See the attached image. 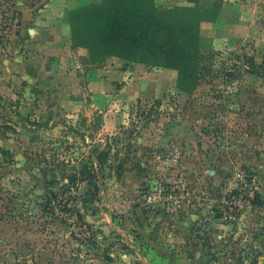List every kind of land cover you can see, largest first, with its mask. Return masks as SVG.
<instances>
[{"label": "rangeland", "instance_id": "374dc122", "mask_svg": "<svg viewBox=\"0 0 264 264\" xmlns=\"http://www.w3.org/2000/svg\"><path fill=\"white\" fill-rule=\"evenodd\" d=\"M120 1L0 0V264H264V0H153L198 27L183 88Z\"/></svg>", "mask_w": 264, "mask_h": 264}, {"label": "trees", "instance_id": "16d2710c", "mask_svg": "<svg viewBox=\"0 0 264 264\" xmlns=\"http://www.w3.org/2000/svg\"><path fill=\"white\" fill-rule=\"evenodd\" d=\"M124 2L125 5L121 7ZM124 2L120 1L118 3L117 6L119 9L114 15H110L112 7L110 12L109 7L107 6L108 4L105 2L101 6L95 5L88 7V11L94 8V11H97L98 14H106L105 17L103 16V20H107L108 22L113 21L118 24V21L121 20L120 16L123 18L126 15V12H132V9L136 8L143 19L142 21H139V18L135 19L136 23L131 28H128V25L123 23L121 27L124 29V35L110 34L109 36L108 34L107 36L128 39L125 41H127V44H135L136 51L140 50L139 46H144L140 52V59H142L140 60V63H146L149 60H152L155 66L176 70L179 76V87H186L188 81L193 77V71L190 70L191 66L189 64H191L193 59L197 58V55L199 56V54L195 52L196 43L194 44V42L197 41V38H199L198 27L195 25L193 30L190 29L189 24L192 25L193 23L190 20L185 19L180 21V28L177 33L169 31L166 35L160 34L156 17L161 15L182 14L186 11L177 9L174 11H166L159 15L155 11L153 0H125ZM153 17L155 18L154 20H152ZM172 17L173 16H171V18ZM142 24L144 27H142ZM168 26V23H166V29L169 28ZM133 29H136L137 32H134ZM122 43L126 44L124 42ZM137 43H140V45ZM95 164L98 170L102 169L100 161L96 160ZM258 201L259 196L256 195L255 203L260 205L261 203Z\"/></svg>", "mask_w": 264, "mask_h": 264}, {"label": "crops", "instance_id": "0c3cea01", "mask_svg": "<svg viewBox=\"0 0 264 264\" xmlns=\"http://www.w3.org/2000/svg\"><path fill=\"white\" fill-rule=\"evenodd\" d=\"M77 8V7H75ZM72 10V9H71ZM132 69H128L126 71H116V72H111L110 69L104 68L102 70V75L100 76V82L97 83V80H92V84H94V86L96 84H102V86L107 85V87L109 88L108 84H114V83H118L119 85H121V89H133L132 86L133 84H135L136 79L135 77V73H132L131 71ZM94 79V78H93ZM105 95H102V97H104ZM95 99V98H94ZM97 99H101V97L96 98ZM102 100L104 101L105 99L102 98ZM260 247L261 250L264 252V238L260 241Z\"/></svg>", "mask_w": 264, "mask_h": 264}]
</instances>
